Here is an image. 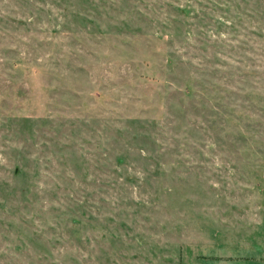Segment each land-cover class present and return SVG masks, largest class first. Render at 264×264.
<instances>
[{
  "label": "rangeland",
  "instance_id": "1",
  "mask_svg": "<svg viewBox=\"0 0 264 264\" xmlns=\"http://www.w3.org/2000/svg\"><path fill=\"white\" fill-rule=\"evenodd\" d=\"M246 235L264 0H0V264H223Z\"/></svg>",
  "mask_w": 264,
  "mask_h": 264
},
{
  "label": "crops",
  "instance_id": "2",
  "mask_svg": "<svg viewBox=\"0 0 264 264\" xmlns=\"http://www.w3.org/2000/svg\"><path fill=\"white\" fill-rule=\"evenodd\" d=\"M252 239V235H246L245 238L239 240L240 245H225L222 246L223 254L217 255L216 260H222L223 264H227L233 262V253L238 249V259H243L240 263L245 264H264V245L260 242V240L256 239L255 241H250ZM218 249V248H217ZM221 249V248H220ZM246 259V260H244Z\"/></svg>",
  "mask_w": 264,
  "mask_h": 264
},
{
  "label": "trees",
  "instance_id": "3",
  "mask_svg": "<svg viewBox=\"0 0 264 264\" xmlns=\"http://www.w3.org/2000/svg\"><path fill=\"white\" fill-rule=\"evenodd\" d=\"M224 3H226V2H224ZM220 5L223 6V4H221V3H220ZM226 6H227V5H226ZM225 11H227V8L225 9ZM180 12L184 15V13H185L186 11H184V9H183V10H181Z\"/></svg>",
  "mask_w": 264,
  "mask_h": 264
}]
</instances>
